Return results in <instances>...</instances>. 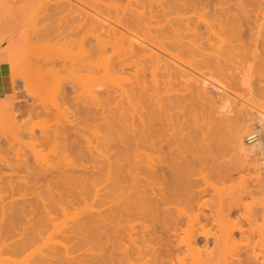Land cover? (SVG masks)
<instances>
[{
    "label": "bare ground",
    "instance_id": "bare-ground-1",
    "mask_svg": "<svg viewBox=\"0 0 264 264\" xmlns=\"http://www.w3.org/2000/svg\"><path fill=\"white\" fill-rule=\"evenodd\" d=\"M70 1H39L43 3L46 2L49 6L44 9L39 6L40 10L46 11L45 13L41 10L42 15L40 16L41 19L44 16L43 19L45 21H41L42 24H40V26H45L43 29L39 28L40 30L38 29V31H36V28L35 30L32 28L33 31L31 30L32 33L38 32L35 36H37V38L39 37L38 39L40 40L49 38L50 43L45 41L42 44L43 47L46 43H48L47 45L53 46H66V48L68 47L67 45H69V48L71 45H74L73 47L76 45L78 52L76 47L73 51L75 53L77 52V54H70L71 52L68 51L69 55H67V57L65 56V58L63 57V63L62 60L59 61V63H62L60 65L61 69L63 66L62 70H57L55 67L50 68L51 64H49V61L45 58L43 61L44 68L46 66V61L48 67L45 69L42 67L40 72V68L36 66L34 61L33 65L31 64V60L38 58V55H36L37 53L35 54L33 52L27 55L29 59L26 58L28 60L24 61L25 66H22L23 69L17 68L18 71L13 69L11 72V67L13 65L16 67L24 62L20 59L13 58L14 55L10 52L7 57L5 56L4 58L5 61L9 63V66L11 65L8 74L12 77L11 79L9 78V81L19 78L22 79V83L27 87L31 85L30 83L34 82L36 86V83H38L37 77L40 83L42 78H55L57 74L60 75V72H64L69 79L67 82L69 87L67 90L65 86L61 85L62 88L65 87L62 89L63 92L60 91L61 93H56V89L59 90V86H55L59 76L55 78L56 82L54 87L47 86L45 88V84H47L45 82L48 80L46 79L47 81H45V79H43L45 82H43V80L41 81V83H45L44 86L40 84L41 89L43 86V89L47 93L46 90L50 87L52 93L50 89H48V92L51 93V95L48 93V95H45L44 91L40 93V89L38 94L36 92L37 89L32 87L34 84L30 86L35 89V94L37 93L38 96H36L37 99L41 94L50 96L48 97L50 100L49 103H52L51 105L54 104V110H58L55 112V115H57V117L54 116L55 118H61L60 114H62L61 121L54 123L55 127L52 128L51 126L53 125L50 124L51 129H44L42 132L39 130L41 135H36V131L35 136L29 127H26L30 131L29 137L31 140L24 141H28L27 146L30 145V151L36 152L38 150L37 145L40 146L39 144H41V147H43V145H45V147L52 145L53 149L54 147L56 148V151L54 149L56 154H53L55 157L52 161L50 158L53 156L50 158L47 156L45 158L42 157V159L39 158L42 161L45 160V162H41L38 159L39 152L40 155L41 153L43 155L41 151L47 147H39L42 150L37 152L38 154H35V156L33 155L34 152L30 153V151L27 152V150H25V154L26 152L30 153L32 154L33 160L35 158V165L33 166L32 164L31 166L27 165V156H21L18 153L17 156L20 158L24 156L27 162L22 159L19 160L17 156L12 163H10L11 161L8 160L7 157V160L10 161L7 162L5 160L6 151L4 150V152L1 150L5 155H3V153H0V155L2 154V157L5 156L4 160L7 163L4 161L1 162L3 158L0 162L7 164L6 168H8V166L11 168L10 171L7 170L11 175L15 174L14 172L17 171L16 169L18 167V171L22 168L23 171L25 170L28 173L33 172L36 176L42 175V171H49V168H51L52 172V168H54L55 170L52 173L55 174L50 172V176H48V174H46L48 173L47 171L44 174L46 175V177H44L45 179L41 176L40 178L36 177L38 180L35 181L43 179L44 189L42 188V190L44 191H38L39 193L37 192V194L34 195L36 196L35 201H32L33 199H20L18 201L15 199L16 195L23 197V192L27 190L32 192L29 186L30 183L26 182L28 177L27 174L24 175L23 172L20 173L17 171V174L19 173L25 176V180L24 178H19L20 176L23 177L22 175L18 177L17 174L15 175L17 176L16 179H14L15 176L11 177L10 174L6 173V170H3L6 172L1 171V173H6L8 177H4V181H2L3 178L0 179V257L5 254L13 258L22 257V262L24 264H185L186 262L184 263V259L186 257L182 256L185 247L183 248L173 242V238L176 236L175 233L179 228L180 222H184L182 221L184 220V217H182L184 212L187 211L184 216L191 215L188 210L194 213L195 210H200L205 207L203 205L205 201L202 202L204 197L203 199L201 198V194L204 190L201 188V190L198 188V190L195 189L196 186L194 183L196 181L194 178H191V176H193V174L195 175V172H197L194 171V168H196L194 163H197L196 159H201V161H198V164H203V161L204 163L207 160L210 161L209 159H211L213 163L214 160L212 161V159L214 157L216 158L217 155L221 158V153L225 151L224 148L226 147V149H228L230 146L236 159H238L237 161L241 164L247 162V160H255L257 154L256 150L259 147H264V143L261 141L255 144H247L245 139H243L245 134V136L250 134V130L261 132V137L264 139V115H262V112L258 114V111H256L257 115L255 116L251 112L250 114L252 115L250 116L255 117L251 119V117H248L249 113L242 109L243 107L238 108V111V109L236 110L231 106V102L229 103L231 107L228 108L229 104L227 101L229 100L227 99V94L225 95V91L228 92L225 90L227 85L224 84V79L222 80V76L224 77V73L226 72H224L225 69L228 70L231 66L235 68L234 65L240 64L241 61L237 60L239 57L242 61L245 59L243 63L245 62L246 64L255 57L252 55H256L257 50L260 49L261 51L259 50V52L264 54V0H247L249 4L246 3L248 5L247 7L242 5L241 1L235 2V5L238 7L237 9H239L236 12L229 10V8L216 9L215 0L159 1L156 5L159 10L157 8L154 9L151 2L146 6L142 4V1L135 0L136 3L134 8H129L128 13L118 15L119 12H114L116 10H109L105 12L103 16L101 13H97L96 8L91 3L85 5L88 7L84 5L83 7H75L77 4L73 6V2ZM81 1L83 2V0ZM225 1L226 0H218L217 5L220 6V4H223ZM49 3H51V6ZM179 4L182 8L179 7ZM99 5L104 7V5ZM208 5L211 6L210 16H206V14L202 15L204 12L203 9L205 8L206 10V6ZM36 7L37 6H35V8ZM249 7L250 9H248ZM181 9L186 10L189 14L190 12L193 14L195 11L197 13V11L200 12L201 10L203 12L199 14H201L202 17L198 14L199 17L197 16L196 18L201 19H197V21L196 19L192 21L193 18L190 19V16L189 18H183L178 15H174V18L171 17L173 14L180 15L181 12L179 13L178 10ZM35 10L38 11L37 8ZM152 10L157 13L156 15H161L156 17ZM252 11L257 14L255 15ZM112 12L113 14H111ZM249 12H251V14H249ZM115 14L118 15L117 18ZM185 14L188 15L187 13ZM252 14L254 15L250 16ZM203 16L209 17V20L202 21L205 19ZM109 17L114 18V23ZM37 23L39 24L38 21ZM199 23H204L202 26L205 32L200 33L201 29L198 30ZM202 26L200 27L202 28ZM244 26L246 27V32L241 30ZM86 35L88 37L90 36L91 39H86ZM29 46H31V43ZM109 48L113 55H111V51L110 54L107 55ZM54 49L56 50V47ZM45 50L44 53H46ZM48 51L49 57L52 56L51 53H53L54 50L51 53ZM263 54L259 55L263 57ZM31 55L35 58H30ZM48 55L46 54L47 57ZM114 55L115 57H113ZM244 55L248 56L245 57ZM55 56L57 57V54H55ZM241 56H244V58ZM251 56L253 58H251ZM111 58H113V62H111ZM255 58L253 61L256 63ZM246 59L248 61H246ZM14 60L20 63L16 65ZM253 61L251 60V62H248L249 65L254 64ZM26 63H30L31 67L29 64L26 65ZM34 66L35 69L33 68ZM97 68L102 71H97ZM24 69L25 72L22 74ZM21 70L23 71L20 72ZM210 70L215 71L214 75L216 73L217 77L213 75V72L212 74L210 73L217 78L215 81L214 79L211 81V78H213L211 75V77L206 75L208 79L205 77L206 71ZM29 71L31 72L29 73ZM32 71L35 73L40 72L36 75H41L42 73L45 77L42 75V77L36 76ZM45 71H47V73ZM96 71L102 72L99 79L101 77L107 79L104 80L103 78L101 79L103 82L100 80L99 83L104 84V82H110L108 79L110 80L111 78V81L116 83L114 80L118 78L116 80L124 81V84L122 82L119 83V81H117L118 84L114 83V85L117 86L113 87L112 82V85L108 83L110 86L104 84L109 90H113L109 91L105 88L107 90L105 93L103 92L104 95L99 92L101 94L100 96L103 95L99 97V93H96V91L91 88L92 86L89 87L90 85H86L96 77L94 74ZM103 71L104 74L106 73L108 75L105 74V76H102ZM220 71L223 75L219 76V78L217 74L221 75L219 73ZM13 72H15V74H13ZM30 74L36 77L33 78L32 81V76ZM45 74H49L47 75L48 77H46ZM98 74L99 73H97V75ZM109 75H111L110 78ZM113 75L118 76L112 77ZM89 77H91V80H89ZM219 79L223 83L220 82ZM53 80L54 79L50 81L54 82ZM59 80H61V78ZM59 80L58 84L62 82ZM86 80L89 81L85 84ZM50 81L49 85H52ZM96 81L95 79V82ZM225 82H228V80ZM96 83L98 84V82ZM84 84L86 86H84ZM26 86L23 89L26 90L24 92L25 95L34 98V89L31 91L30 89L32 88L26 89ZM87 86L90 88L89 90L88 88L87 90L83 88ZM93 86H96V84ZM15 87L16 86L10 87V92L7 93L9 102L7 101L8 98H2L0 100V110L3 114L1 115L4 117L5 123L15 128L13 126L15 114H17V117L19 114L20 116L22 114V116H24V113L29 116L37 115L36 117L38 119L40 116H45L48 113L46 110L47 108L45 109L44 106L37 104L36 101H34L35 104L40 105L42 109L35 105L30 106L31 104H27L28 106H26V103H24V107L26 106L25 109L20 106L12 107L14 105L13 100L21 101L20 98L22 97L24 99L25 97L24 93L21 91V93L18 92L16 90L17 87ZM22 87L24 86L22 85ZM109 87L112 88L110 89ZM15 90L19 94L17 93L16 95L14 92ZM99 90L101 91L100 88ZM1 94L4 97V94ZM53 95L54 98H52ZM44 98L45 97L42 99ZM48 99L45 98V100L41 101L46 102ZM53 99H56V103L52 102ZM24 101L27 102V100ZM34 102L31 101L32 104ZM22 103L23 100L21 106ZM240 109L244 111L245 114L241 112ZM64 112H66V114ZM58 115L60 116L58 117ZM20 118L22 119V117ZM30 118L31 117H29L28 121ZM46 118L45 116V119ZM15 121L16 120H14V122ZM46 121L49 122V119L44 122ZM22 122L19 123L22 124ZM15 123L19 124L17 122ZM98 124H101L104 129ZM19 125H17V130L21 129ZM46 125H44V127ZM39 126L41 127V125ZM6 127H3V131L7 130ZM23 127L22 133L26 130L24 129L25 127ZM4 128L6 129L4 130ZM101 130L105 134H109L108 136L106 134L107 137L103 139L104 142L101 141L102 143H100L99 138H97L99 142L95 139V135L104 138L105 134ZM0 131L2 130L0 129ZM95 131L98 133H95ZM12 132L14 131L10 130L9 133L6 131L7 136ZM13 134L12 137L15 138L21 135L20 133L19 136L16 137V134H14V136ZM26 135L28 136V134L24 136ZM10 136L11 135L8 137ZM15 138L12 139L18 141V139L16 140ZM12 139H9L10 142L13 141ZM206 139L208 143L211 142L210 144L212 145H218L211 146L209 144V146H207L208 144L206 141L201 142V140ZM9 140L5 142H9ZM34 141L37 142L36 147L33 145ZM227 141L228 143H225ZM25 142L22 144L24 145ZM31 142L32 144H30ZM203 142L206 143L205 145L207 147ZM97 143L100 145L105 143L102 150L98 149ZM14 144L15 143H13V146ZM220 145H224L225 147L222 148ZM13 146L12 148L21 147L18 146V144ZM24 146L27 147L26 145ZM256 147L258 148L255 150ZM3 148H5V146H3ZM34 148H37V150ZM219 148H222V150H218ZM8 149L9 148L6 147L7 151ZM51 149L50 152L53 151V149ZM15 150H13V152ZM212 150L219 151V154H217V152L213 153ZM16 151L18 152L19 149ZM7 154L10 155L9 152H7ZM13 154L11 156H13ZM212 154L217 155L213 156ZM50 155H52V152ZM11 158L9 157V159ZM46 158H48V162ZM204 158L206 159L204 160ZM14 159L12 158V160ZM262 159L264 158L261 157L260 160ZM193 160L196 161L193 163ZM217 162L218 159L216 163ZM203 165L207 167V163ZM254 165L255 164L252 165V169L253 167L254 169L257 168V166ZM1 167L2 166H0V169ZM6 168L3 167V169ZM200 168L202 167L200 166ZM76 169H80V171H75ZM220 172L221 171H219V173ZM198 173H200V171L197 172V174ZM204 174L206 175L207 173ZM103 175L104 177L106 176V179H109H107L109 182H106V179H102L104 178L102 177ZM29 178H32L30 174ZM30 179L29 182L31 181ZM99 179L101 182H106L105 184L103 183L104 185L101 187V189H104H102L103 194L99 193L102 192L100 189H95L93 187V185L95 186L96 184L99 186V183H101ZM93 180L98 181H95L94 184ZM202 182L204 184V181ZM196 183L198 184L199 182ZM36 184L38 183H35L33 186ZM260 185L264 190V177L260 179ZM33 186L32 188H34ZM85 186H90V188ZM105 186H107V188ZM205 187L207 186L205 185ZM72 188H74L73 197L75 199L79 197L78 200L80 199V204H82V206H84L86 200L91 201L90 199H92L91 202L94 201V204L90 202V206L88 203L87 206L82 207L83 211L81 212L84 213V211L87 210L85 214L70 220L69 223L66 221L59 222V219L66 215L65 213L68 210H66V205H70L71 203V208L73 204H76V201L72 203L69 199V195H72V193H70L73 190ZM105 190L107 191L106 193ZM34 191L35 190H33V192ZM40 192L44 193L41 194ZM34 193H36V191ZM102 195L106 197L109 196V200L108 198L104 199L106 197L103 198ZM99 197H102V200ZM67 199L69 201H67ZM103 199L106 201L108 200L107 202L105 201L106 205L104 204L106 207L101 205L102 203L100 205L98 204L100 202L104 203ZM33 202H36L37 205L39 204V207L36 206V204L34 206ZM78 204L79 203H77V206ZM92 205L93 207L96 205V207L101 206L103 208H98V210H96L94 207V210ZM209 205L208 203L206 206ZM75 206L76 205L73 207L75 208ZM88 206L90 208L85 209V207L88 208ZM211 206H209V208H211ZM73 207L71 209H74ZM201 212H203V210ZM211 212L213 213L215 210ZM263 213L264 212H262V214ZM214 214L217 215L216 212ZM219 218H221L220 215ZM132 219L134 221L136 220L137 223L139 221L141 223L142 220L143 223H146V221H150L151 223H147L148 225L146 224L144 226L143 223H141L142 225L138 223V225L135 224L134 221V223H130ZM133 224L135 225L133 226ZM135 226H137V228L140 226L138 230L135 228L137 231L134 230ZM262 226L261 224V229L263 228ZM158 232L160 234L162 233V235L163 232H165V235L168 233L166 237L163 236L166 240L162 238L165 241L164 243L161 242L162 240L159 238V234L157 235ZM196 235L204 238L205 242L208 238L207 233H197ZM221 235L220 239L214 236L215 238L213 240L215 241V246H217L216 243L218 244L220 240H223L220 243L224 245L223 243H226L228 237L231 235V231L225 232V230H222ZM193 242L195 241L190 239L187 240V250L185 251L196 250L193 246ZM205 244L206 243H204V245ZM206 246L207 244L204 246V249L201 248L203 250V252L201 250L203 253L202 257H198V255L200 254L199 256H201L202 253H197L196 251L198 255L194 257V259L190 258L193 260L189 262L190 264L213 263L212 256H210L207 250L208 247L206 248ZM81 250L82 252H80ZM249 251L246 255L252 253L250 251L251 253L249 254ZM253 255L254 254L247 256V258L245 257L246 260L243 261L242 259V262L246 264H257L259 260L255 258V255V257H253ZM240 261H237L238 264H240ZM255 261H257V263H255ZM260 262L263 261H259V263ZM9 264H18V262L11 260Z\"/></svg>",
    "mask_w": 264,
    "mask_h": 264
},
{
    "label": "rangeland",
    "instance_id": "rangeland-1",
    "mask_svg": "<svg viewBox=\"0 0 264 264\" xmlns=\"http://www.w3.org/2000/svg\"><path fill=\"white\" fill-rule=\"evenodd\" d=\"M39 1H42V0H0V62H3V63H5V69L3 70V71H0V100L2 99V98H8V94L7 93H9L10 92V87H14V86H16L15 88H16V90L18 91V92H25L26 90H23L24 88H25V86L26 85H24V83H22L23 81H21L22 79H13V80H10L11 81V85H10V81H9V78L11 79V77L9 76L10 74H8V71H10L9 69H10V67H11V65L9 66V63L7 62V61H5V56L7 57V55H8V53L10 52V53H13V58H17L18 60L20 59L21 61H25V60H28L29 58H28V54H30V53H37L36 55H38V58H35V57H33L32 55H31V57L30 58H32V59H37V60H31L30 62H31V64L33 65V61H34V63H36V66L37 67H39L40 68V72H41V70H42V67L44 68V60H45V58H46V60L47 61H49L48 63L49 64H51V67L50 68H52V67H55V68H57V70H62L63 69V66H62V69L60 68V65L63 63V61H64V58H65V56L67 57V55H69L68 53V51H70L71 53L70 54H72V53H75L74 51H73V49L76 47V45H75V47H73L74 45H71L70 46V48H69V45H67L68 47V49L66 48V46L65 47H63V46H58V45H54L55 47H56V50L54 49L55 47L53 46V45H47L48 43H46V45L48 46H46V45H44V47H43V43L45 42V41H47V42H49L50 43V40H49V38H44V39H38L37 38V36H35V34H37L36 32H34V33H32L31 32V30L33 31V29L32 28H34V30H35V28H36V31H38V29L39 28H42L43 29V27L45 26V25H42V26H40V24H42V22L41 21H43V22H45L44 21V19H43V17H42V19H41V13H42V11L43 12H45L46 13V11H44V10H42V9H44V8H48L49 6L47 5L48 3H46V2H39ZM66 1H68V0H66ZM70 1V0H69ZM137 1H139V0H137ZM140 1H142V4H144V5H146L147 6V4L149 3V2H151L152 3V6H153V8L155 9V8H157L158 10H159V8L158 7H156V5L159 3V1L160 2H164V1H168V0H140ZM211 1V0H210ZM238 1H241L242 2V5H245V7H247L249 4H248V1L247 0H226L223 4H220V6L219 5H217L218 3V0H215V8L217 9V8H222V9H226V8H229V10H231V11H234V12H236V11H238L239 9H237L238 7L235 5V2H238ZM49 2H51V1H49ZM70 2H73V4L72 3H70V4H72L73 6H74V4H77L75 7H83V5L85 6L86 4H93V6L96 8V10H97V13H101L102 14V16H103V14H105V12H108L109 10H116V11H114L115 13L116 12H119L118 13V15L119 14H122V13H128V10H129V8H134V5H135V3H136V1L135 0H98V1H94V0H83V2L81 1V0H71ZM40 3V4H39ZM248 5H247V4ZM50 4V6H51V3H49ZM99 4H101V5H104V7H102V6H100ZM35 6H37L36 8L38 9V11L37 10H35L36 8H35ZM39 6L42 8L41 10H40V8H39ZM85 7H88V6H85ZM145 7V6H144ZM179 7L180 8H182L181 6H180V4H179ZM145 8H147V7H145ZM179 8V9H180ZM153 9V10H154ZM156 9V10H157ZM248 9H250V7L248 8ZM252 10H255L254 8H251ZM145 10V9H144ZM147 10V9H146ZM149 10V9H148ZM153 10H152V12H153ZM155 10V11H156ZM204 10V12L203 11H201L200 10V12L199 11H197V13H196V11H195V13H191L190 12V14L186 11V10H178L179 11V13H180V15L179 14H173V16H171V17H175L176 15H178V16H181V17H188L189 18V16L191 17L190 19H192V21L194 20V19H196V21H197V19H201V18H196L197 16H198V14L199 13H202L203 12V14L202 15H204V14H206V16H210V12H211V6H206V10H205V8L203 9ZM36 11V12H35ZM103 11H104V13H103ZM35 12V13H34ZM111 12V11H110ZM145 12V11H144ZM40 13V14H39ZM145 13H147V12H145ZM153 13H155V12H153ZM185 13H187L188 15H186ZM208 13V14H207ZM210 13V14H209ZM252 13H254L255 15L257 14V13H255L254 11H252ZM30 14H32V15H30ZM111 14H113V12L111 13ZM110 14V15H111ZM157 13H155L154 15L156 16V17H158V16H160L159 14L158 15H156ZM185 14V15H184ZM196 14V15H195ZM249 14H251V12H249ZM254 14H252V15H250V16H253ZM33 15H34V17H33ZM110 15H108V16H110ZM116 15V14H115ZM118 15H116V18L118 17ZM175 15V16H174ZM195 15V16H194ZM200 16H201V14H199ZM31 16V17H30ZM169 16V17H170ZM113 17H114V15H113ZM199 17V16H198ZM202 17V16H201ZM109 18H111V17H109ZM203 18H205V19H203ZM203 20L202 21H204V20H206L207 21V19L209 18V17H204L203 16ZM39 22V24L37 23V21ZM111 20H112V22H113V20H114V18H111ZM111 20H109V21H111ZM209 20V19H208ZM200 21V20H199ZM205 21V22H206ZM201 22V21H200ZM114 23V22H113ZM198 23V22H197ZM200 25L198 26V30H203V31H201L200 30V33H202V32H205L204 31V27L202 26L204 23H199ZM39 25V26H38ZM200 26H202V28L200 27ZM40 30V29H39ZM243 32H246L247 30H246V27L244 26V27H242V29H241ZM10 32H13V33H10ZM254 32V31H253ZM31 34V35H30ZM34 34V35H33ZM28 38H27V37ZM87 36V35H86ZM29 37H31V38H29ZM37 38V39H36ZM86 39L88 38H90L91 39V37L89 36H87V37H85ZM33 39V40H32ZM46 39H48V40H46ZM89 39V40H90ZM231 40V39H230ZM29 41V42H28ZM37 41H39L40 42V44H39V42H37ZM85 41V40H84ZM31 43V46H29V44ZM37 43V44H36ZM36 44V45H35ZM51 44H55V43H51ZM33 45V46H32ZM86 45V44H85ZM51 48V49H50ZM72 48V49H71ZM45 50V52L46 53H44V50ZM70 49V50H69ZM76 49H77V47H76ZM49 50V51H48ZM54 50V52H55V54H57V57L55 56V54H54V52L53 53H51L52 51ZM73 52H72V51ZM75 50V49H74ZM260 50V49H259ZM259 50H257V57H256V55H252L254 58H255V60H256V63L253 61L254 60V58L251 56V58H253V59H251L253 62H254V64H251V65H249V63L248 62H251V60L250 61H248L247 59H246V61H248L247 63H248V66H247V63L245 64V62L243 63V61L245 60H241L240 59V57H239V59H237L238 61L240 60L241 62H240V64H237V65H234L235 66V68L233 67V66H231V68H228V70L227 69H225L224 70V72L226 71L227 72V74H226V72L224 73L225 75H224V77L222 76L223 74L221 73V71L219 72L221 75H219V74H217L218 75V77L219 76H222V80L224 79L225 80V78H226V80L225 81H227L228 80V82H225L224 80H223V82H224V84L225 85H227L226 87H225V90H227L228 92H226L225 91V95L226 96H228L227 97V99L229 100V101H227L228 102V104L231 102L232 104H231V106L233 107V108H235L236 110L238 109V108H242L245 112H247V113H249L247 116L248 117H251V119H253V118H255L254 116H250V115H252V114H250L251 112L253 113V115H257L256 113V111H258V114H261V113H259V112H262V115H264L263 113H264V56L263 57H261L260 55H262L260 52H259ZM43 51V52H42ZM47 51L49 52V53H51L52 54V56L54 57H52V56H50L49 57V55H48V53H47ZM110 51H111V49L109 48L108 49V53H107V55L108 54H110ZM261 51V50H260ZM77 52H78V49H77ZM77 52L75 53V54H77ZM67 53V54H66ZM46 54L48 55V57L46 56ZM50 54V55H51ZM260 54V55H259ZM43 55H45V56H43ZM61 55V56H60ZM74 55V54H73ZM111 55H113L112 54V51H111ZM264 55V54H263ZM110 56V55H109ZM245 57H247L246 55H244ZM244 56L242 57V58H244ZM250 56V55H249ZM62 58V59H59V58ZM64 57V58H63ZM111 57V56H110ZM113 57H115V55L113 56ZM26 58H28V59H26ZM59 59V60H58ZM113 58H111V62H113V60H112ZM17 60V61H18ZM42 60V61H41ZM62 60V63L60 62L59 63V61H61ZM15 62V64L17 65V64H19L18 62H16V60H14ZM36 61H38V62H36ZM40 61V62H39ZM46 61V62H47ZM234 61H235V63H236V60L234 59ZM26 62H28V61H26ZM45 62V64H46V66H45V68L46 67H48L47 66V64L48 63H46ZM252 62V63H253ZM25 64V62L24 63H21L19 66H12L11 67V72L13 71V69L14 70H17V68L18 69H23L22 68V66ZM29 64V66L31 67V64L30 63H28ZM27 63H26V65H28ZM40 64V65H39ZM256 64V65H255ZM35 65V64H34ZM41 65H43V66H41ZM230 65V64H229ZM232 65H233V63H232ZM253 65V66H252ZM25 66V65H24ZM25 68V67H24ZM34 69H35V66L33 67ZM44 68V69H45ZM226 68V67H225ZM27 69V68H26ZM29 69V68H28ZM37 69V68H36ZM30 70V69H29ZM47 70H49V69H47ZM98 70H100L99 68H97V71ZM18 71V70H17ZM23 70H21L20 72H22ZM96 71V73H94L95 75H96V77H94L93 78V80L92 81H90L89 83H91V84H89L88 83V81L89 80H91V77H89V80H86L85 81V84L86 83H88V84H86V85H90L89 87H91V88H93V90H95L96 91V93H102L103 94V92L105 93V91L108 89V87L107 86H104V84H108V83H111L112 81H111V79L109 80L108 79V81H110V82H107V83H105L104 82V84L103 83H99L100 82V80L101 79H103L104 78V80H107V79H105V77H101L100 79H99V76H101L100 74L102 73V72H100V71H102V70H100L99 72H97ZM205 71V70H204ZM211 71V72H210ZM210 71H206V73H205V77H206V79H208L207 78V76L209 77L211 74H212V72H213V75H214V70H210ZM223 71V70H222ZM16 72V71H15ZM15 72H13V74H15ZM25 72V69H24V71L22 72V74ZM31 71H29V73H30ZM33 72V71H32ZM40 72H38V73H40ZM46 73H47V71H45ZM203 72V71H202ZM218 72V71H217ZM35 75L36 74H38V73H35V72H33ZM97 73H99L98 75H97ZM211 73V74H210ZM12 74V73H11ZM16 74H19V73H16ZM21 74V73H20ZM33 74V75H34ZM84 74V73H83ZM106 74V73H105ZM105 74H104V71H103V74H102V76H105ZM31 75V74H30ZM35 75H34V77L32 76V78H31V81L33 80V78H36L35 77ZM41 75L43 76L44 74H42L41 73ZM40 74L39 75H36V76H41ZM46 75V77H48L47 75H49V74H45ZM65 75V76H64ZM93 75V74H92ZM106 75H108V74H106ZM207 75V76H206ZM213 75H211L213 78H211V81L214 79V81L217 79V78H215V77H217L216 76V73H215V77L213 76ZM231 75H232V78H231ZM235 75V76H234ZM41 76V77H42ZM58 76H59V78H58ZM64 76V77H63ZM116 77L118 76V75H115ZM114 75L112 76V77H115ZM210 76V77H211ZM234 76V77H233ZM15 77V76H14ZM13 77V78H14ZM43 77H45V76H43ZM111 77V75H109V78ZM126 77H128V76H126ZM49 78V77H48ZM42 78V80L43 79H45V81H47V82H45L44 80H43V82H45V83H47V84H45V83H41V78H40V83H39V78L37 77V82L38 83H36V86H35V82L34 83H30L31 85L32 84H34V86H32V87H35V89H37L36 90V92L38 93V92H40V90H41V92L40 93H42L43 91H44V93H45V95H48V94H50L51 95V93H52V89L50 88L51 86L52 87H54V85H55V78H58L57 79V84H58V80L61 78V80H59V81H62L61 83H59L58 85L56 84L55 86H59V90H57L56 89V93H61V92H63V90L62 89H64L65 87L67 88V90H68V78H67V75L64 73V72H60V75L59 74H57L56 76H55V78L53 77V78ZM107 78V77H106ZM146 78H148V77H146ZM220 78V77H219ZM229 78V79H228ZM47 79V80H46ZM52 79H54L53 81L54 82H51L50 80H52ZM95 79L97 80L96 82H98V84L95 82ZM115 79V78H114ZM116 79H118V78H116ZM114 80V81H116V83H117V81H119V83L120 82H122V81H120V80ZM15 80V81H14ZM19 80V81H18ZM210 80V79H209ZM231 80H233V81H230ZM12 81H13V83H12ZM35 81H36V79H35ZM49 81H50V83H52V85H49ZM218 81V80H217ZM219 81H220V79H219ZM94 82H95V84H96V86H93V85H95L94 84ZM101 82H103V80H101ZM220 82H222V81H220ZM222 82V83H223ZM231 83V85H230V83ZM92 83H93V85H92ZM113 83V82H112ZM112 83H111V85H112ZM115 83V82H114ZM114 83H113V85H112V87L113 86H117V85H114ZM115 83V84H116ZM123 84H124V81L122 82ZM125 83H126V81H125ZM13 84V85H12ZM29 84V85H30ZM40 84H43V86H44V84H45V88L47 87V86H50L48 89H50V91H51V93H49L48 91V89L46 90L47 91V93L45 92V90L43 89V86H42V89H41V85ZM64 84V85H63ZM84 84V86H86ZM103 85V86H101V85ZM118 84V83H117ZM223 84V85H224ZM229 84V85H228ZM22 85L24 86V87H22ZM30 85V86H31ZM65 86V87H63L62 88V86ZM100 85V86H99ZM109 86H110V84H108ZM120 85H122V84H120ZM27 87L26 86V89L27 88H32V87ZM37 86H38V88H37ZM83 87V88H85L86 90H87V88H88V90L90 89L89 87ZM103 89H102V88ZM112 87H109L110 89L112 88ZM181 87V86H180ZM228 87V88H227ZM19 88V89H18ZM57 88V87H56ZM99 88L101 89V91L99 90ZM105 88H107V89H105ZM182 88V87H181ZM33 89L34 88H32V89H30L31 91H33ZM35 89H34V94H35ZM40 89V90H39ZM55 89V88H54ZM54 89H53V91H54ZM14 91L15 93H16V95H17V91ZM109 90V89H108ZM111 90H113V89H111ZM111 90H109V91H111ZM5 91V92H4ZM61 91V92H60ZM20 92V93H21ZM55 92V91H54ZM1 93H3L4 94V97H3V95L1 94ZM37 93L35 94V95H33V97L35 96H37ZM56 93H53V94H56ZM98 94L99 95V97H102V96H100L101 94ZM19 94V93H18ZM39 94V93H38ZM6 95V96H5ZM58 95V94H57ZM22 96V95H21ZM26 98H25V97ZM24 99L21 97H19V95H18V97L20 98V100L21 101H16V100H13V103H14V105L12 106V107H16V106H20L21 108H26V106H28L27 104H31L30 106H32V105H35L36 107H41V106H44V108L48 111V113H50V114H46L45 116L47 117L46 119H45V116L44 115H42V116H40L38 119H37V115H35V116H29L28 114H25L24 113V116H20V114L18 115V117H17V114H15V116H14V120H16L15 122H17V123H19V122H22L23 120H25V121H23L22 122V124L24 125V127H23V125L21 124V123H19V124H16L15 122H14V120H13V126L15 127V128H13V127H11V125L10 124H8V123H5V119H4V117L2 116L3 114H2V112H1V110H0V114H2L1 116H2V118H0V129L2 130V131H0V145H1V143H2V147L0 148V153H3V155H5L6 156V159L4 158V157H2L1 155V158H0V160H1V162L2 161H4L5 163H7V162H10V163H12V161H15V157L19 154V155H25V157H26V160L28 161V163L29 162H31V163H27V165H30L31 166V164H32V166L33 165H35V158H34V160H33V157H32V154H30V153H32V152H34V156H35V154L37 155L38 153L37 152H39V151H41L42 149H40V148H44L45 147V145H43V147H41V144H39L40 146H38L37 145V148H38V150H37V148L35 149V150H37L36 152L35 151H30L31 150V147H30V145H29V143H28V145L29 146H27V142L29 141V140H31V138L29 137L30 135H29V133H30V131H29V129L31 130V132L32 133H34V135H35V133H36V131H37V133H36V135H41V132L44 130V129H46V130H48V128L49 129H51V127L53 128V127H55L54 126V123H58V121H61V119H62V114H60V112H59V114L61 115V118H55V117H57V115H55V112H57L56 110H54L55 108V106H54V104L53 105H51L52 103H49L50 102V100L48 99V97H50V96H44V94H41L40 95V97H41V99H40V97L37 99V97L35 98H32V96H26L25 95V93H24ZM45 97V98H47L48 99V101H46V102H43V101H41V100H45V98L44 99H42L43 97ZM52 98H54V95H53V97ZM51 98V99H52ZM55 98H57L56 96H55ZM37 99V100H36ZM231 99V100H230ZM9 100V98L7 99V101ZM22 100H23V103H22V106H21V102H22ZM24 100H27V102L26 101H24ZM54 100V101H53ZM52 100V102L54 103L55 101H56V99H53ZM57 100H58V98H57ZM31 101H36V103L37 104H40V105H37V104H35V102L32 104L31 103ZM9 102V101H8ZM39 102V103H38ZM57 102H59V101H57ZM16 103V104H15ZM19 103V104H18ZM24 103H26V106L24 107ZM49 103V104H48ZM56 103V102H55ZM235 104V105H234ZM237 104V105H236ZM239 105V106H238ZM53 108H52V107ZM230 106V104H229V106H228V108H230L231 107ZM39 109V108H38ZM40 109H42V107L40 108ZM235 109H234V111H235ZM261 109V110H260ZM231 112H232V110L231 109H229ZM249 110V111H248ZM252 110V111H251ZM254 110V111H253ZM238 111H239V109H238ZM240 111L241 112H243L244 113V111H242L241 109H240ZM52 113V114H51ZM65 114H66V112H64ZM232 113H234V112H232ZM235 113H236V111H235ZM58 114V113H57ZM229 114V113H228ZM231 114V113H230ZM245 114V113H244ZM60 115H58V117L60 116ZM233 115V114H232ZM22 117V119L20 118V117ZM55 116V117H54ZM246 116V117H247ZM259 116V115H258ZM29 117H31L30 118V120L28 121V119H29ZM51 117V118H50ZM54 117V118H53ZM253 117V118H252ZM18 118V119H17ZM36 118V119H35ZM41 118V119H40ZM52 118H53V120H52ZM21 119V120H20ZM40 119V120H39ZM48 120L49 119V122L48 121H46V122H44L45 120ZM60 119V120H59ZM250 119V118H249ZM26 120H27V123H26ZM51 120V121H50ZM43 121V122H42ZM54 121V122H53ZM42 122V123H41ZM25 123V124H24ZM40 123V124H39ZM15 124H16V126H15ZM42 124H44V125H46L45 127H44V125H42ZM53 125V126H51V125ZM17 125H19L20 126V130H17L18 129V126ZM39 125H41V127L39 126ZM98 125H101V124H98ZM7 126V127H6ZM51 126V127H50ZM3 127H6L7 128V130H5L6 128H4V130L5 131H3ZM22 127L24 128V129H26V130H24L23 131V133H22ZM26 127H29V129L28 128H26ZM31 127V128H30ZM37 127H38V129H37ZM101 127H102V125H101ZM101 127H97V128H101ZM12 128V129H11ZM40 128V129H39ZM103 128V127H102ZM14 129V130H13ZM27 129H28V131H27ZM96 129V128H95ZM104 129V128H103ZM10 130L11 131H14V132H12L11 134H8V136L9 135H11L10 137H8L7 136V134H6V131L9 133L10 132ZM41 132H40V131ZM98 130V129H97ZM100 130V129H99ZM20 131V132H19ZM25 131H27V132H25ZM102 131V130H101ZM105 131V130H104ZM255 131V130H254ZM19 132V133H18ZM40 132V133H39ZM103 132V131H102ZM251 132H253V130L251 131L250 130V132L249 133H251ZM16 134V137L17 136H19V134L21 133V135H20V137H17V138H15V137H12V134ZM95 133H98V132H96L95 131ZM101 133V132H100ZM104 133V132H103ZM261 133V132H260ZM14 134H13V136H14ZM25 134H28V136L26 135V136H24ZM102 134V133H101ZM105 134V133H104ZM107 134V133H106ZM106 134L104 135V138L102 137V138H100L99 136H96L95 135V139H97V138H99L100 139V143H102L101 141H103V139H105V137H107L109 134H107V136H106ZM24 136V139H23V136ZM35 135V136H36ZM97 135H100V134H97ZM246 135V134H245ZM244 135V137H243V139H245V136ZM26 137V138H25ZM12 138H15L16 140L18 139V141H15V140H13ZM22 138V139H21ZM27 138H29V139H27ZM9 139H12L13 141L12 142H10V140ZM99 139H97L96 141L97 142H99ZM9 140V142H5V141H8ZM22 142H21V141ZM24 140H28L27 142H25ZM209 140V139H208ZM15 141V142H14ZM202 141H206L207 142V146H209V144L211 143V142H209L208 143V141H207V139L206 140H201V142ZM263 141H264V139H263ZM23 142H25L24 143V145H26L27 147H25L22 143ZM104 142V141H103ZM203 142V143H204ZM7 143V144H6ZM12 143V144H11ZM13 143H15L14 144V146H16V144H18V146H21V147H14L13 146ZM21 143V144H20ZM35 143V144H34ZM34 143H33V145H35V147H36V141H34ZM106 143V142H105ZM105 143H103L102 145H100V144H98L97 143V147H98V149L99 150H102L103 149V146L105 145ZM225 143H228V141L227 142H225ZM9 144H11V145H9ZM20 144V145H19ZM30 144H32V142L30 143ZM206 143H204V145H205ZM221 144V143H220ZM22 145H23V147H22ZM211 146H213L212 144H210ZM218 145V144H217ZM217 145H214V146H217ZM3 146H5V148H3ZM10 146H11V148H10ZM12 146L14 147V148H12ZM206 146V145H205ZM206 146V147H207ZM221 146V145H220ZM219 146V147H220ZM229 146V145H228ZM228 146H227V148H228ZM6 147H8L9 149H8V151L6 150ZM25 147V148H24ZM40 147V148H39ZM47 147V148H46ZM45 148L46 149H44L43 151H41V152H43V155H42V153H41V155H40V152H39V154H38V159L39 158H41L42 159V157H48V158H50V157H52V158H50V160L52 161L53 159H54V157H55V155H53V154H56V148L54 147V149H55V151H54V149L52 148V145H50V146H46ZM222 148L223 147H225L224 145L223 146H221ZM17 148V149H16ZM22 148V149H21ZM29 148V149H28ZM53 149V151H51L52 152V155H50L51 154V152H50V149ZM205 148V147H204ZM213 148V147H212ZM222 148H219L218 150H222ZM258 147H256L255 148V150L257 149ZM260 148V147H259ZM257 149L256 150V152H257V154H256V157H255V160L253 159V161H251V160H247V162H245V163H241L240 164V162L239 161H237L238 159H236V156L234 155V153H233V151L230 149V146H229V150L228 149H226V147L224 148V152L223 153H221V158H219V156L217 155V154H219L218 152L219 151H213V153L214 152H217V157L215 158H213L212 159V161L214 160L215 161V159H216V161H217V159H218V164L216 163V161L214 162L213 161V163L211 162V159H209L210 161H206L205 163H204V161L202 162L203 164H206L207 163V167H205L206 165H203V164H198L199 162V160L201 161V159L199 158V160L198 159H196L197 160V163L195 162L196 160H193L192 162L195 164L194 166L196 167V168H194V171H197V172H199L200 171V173H198L197 174V172H195V175L193 174V176H191V178L193 179H195V181L196 182H199L197 185L194 183V185L196 186V188L195 189H202V190H204L203 191V195L201 194V198L203 199V197H204V199L202 200V202L203 201H205V203H206V205H208V203L210 204L209 206H211V208H209V206H206L205 205V203H203V205L206 207H203V208H201L202 210H203V212H201L202 210L200 209V210H195L194 211V213H191V210L189 211L188 210V212L191 214V215H186V216H184L185 215V213L187 212H184V215L182 216V217H184V220H182V221H184V222H180V224H179V228L176 230L177 232L175 233L176 234V236L173 238L174 239V241L173 242H175L176 244H178V245H180V246H182L183 248L185 247V249L183 250V252L184 253H182V256H185L186 258L184 259L185 261H184V263L186 262L187 264H190L189 262L191 261H193V260H191V259H194V257H196L198 254L197 253H200L201 252V250L202 249H204V246L207 244V246H206V248H207V250H208V252L210 253V256H212L211 258H212V261H213V263L212 264H238V262L237 261H240V264L242 263H244V262H242V259H243V261H245L246 260V258H247V256H251L252 254H254L253 255V257H255L257 260H259V261H263V262H260L261 264H264V213L262 214V212H264V206H263V204H264V190L262 189V187H261V185H260V179L261 178H263L264 177V172H263V169H262V167H263V165H264V163H263V160H260V158L262 157V152H263V150L262 149H264L263 147H261L260 149ZM18 150L19 149V151L17 152L16 150ZM33 149V150H34ZM51 149V150H52ZM214 149H216V148H214ZM1 150H5L4 152H5V154H4V152L3 151H1ZM11 150H12V152H13V150H15L13 153L11 152ZM24 150V151H23ZM25 150H27V152H29L30 151V153H27L26 152V154H25ZM211 150V149H210ZM228 150V151H227ZM46 151V152H45ZM58 151V150H57ZM227 151V152H226ZM232 151V152H231ZM7 152H9V154L10 155H8L7 154ZM11 152V153H10ZM15 152H16V155H15ZM20 152H23V153H20ZM50 152V153H49ZM18 153V154H17ZM46 153V154H45ZM212 153V152H211ZM13 154V156H11ZM45 154V155H44ZM224 154V155H223ZM50 155V156H49ZM208 155H209V153H208ZM211 155V154H210ZM213 155V154H212ZM215 154L213 155V156H216ZM7 157H8V160H10V161H8L7 160ZM9 157L11 158H13L14 160H12V158L11 159H9ZM73 157V156H72ZM204 157H206V156H204ZM209 157V156H208ZM253 157V158H254ZM17 158L20 160V159H22V160H25V158H24V156L22 157V158H20L19 156H17ZM24 158V159H23ZM31 158V159H30ZM48 158H46V161L48 160ZM212 158V157H211ZM7 161H5V160ZM30 159V160H29ZM206 158H204V160H205ZM208 159V158H207ZM21 160V161H22ZM25 160V161H26ZM40 160V159H39ZM49 160V161H50ZM20 161V162H21ZM26 161V162H27ZM41 162H45V160H40ZM252 162V163H250V162ZM0 162V163H1ZM4 162L3 163H1L0 164V166H2L1 167V169H0V179H2V181H4V177H8V175H6V173H8V171L7 170H9L10 171V167L8 166V168H6L7 167V164H4ZM25 162V163H26ZM34 162V163H33ZM48 162V161H47ZM210 162V163H209ZM253 162H255V163H253ZM262 162V163H261ZM201 163V162H200ZM209 163V164H208ZM4 164V165H3ZM197 164V165H196ZM220 167H218L217 165ZM253 164H255L254 166H257V168L256 169H254V167H253V169H254V171H253V169H252V165ZM6 165V166H5ZM199 165V166H198ZM203 165V166H202ZM200 166L202 167V168H200ZM3 167H5L6 169H3ZM198 167H199V169H198ZM203 167H204V170H203ZM19 168V167H18ZM18 168L16 169L17 171H18ZM21 168V167H20ZM206 168V169H205ZM215 168H216V171H215ZM259 168V169H258ZM22 169V168H21ZM21 169H19V171L18 172H23L24 173V175H26L27 174V180H26V182H28V183H30L29 184V186L31 187V190H32V192H30V190H27L26 192H23L24 193V196L23 197H19V195H16L15 196V199L16 200H22V199H33L32 201H35L36 200V196H34L35 194H37V192L38 191H41L42 190V188L44 189V182L40 179L39 181H35V180H38L36 177H39L40 178V176L41 177H46V175H44L45 174V172H47V171H42L43 172V174L42 175H34L33 174V172L32 173H28V172H26L25 170V172L23 171V169H22V171H21ZM195 169H197V170H195ZM3 170H6V171H3ZM54 168H52V172H54ZM203 170V171H202ZM206 170V171H205ZM1 171H3V172H6L5 174L4 173H1ZM17 171H15L14 173V175L12 174L11 175V173H8V174H10L11 175V177L12 176H15L17 173ZM75 171H80V169H76ZM205 171V172H204ZM219 171H221L220 173H219ZM256 171V172H255ZM11 172H12V170H11ZM41 172V173H42ZM51 172V168H49V171H48V173H46V174H48V176H50L49 175V173ZM51 172V173H52ZM56 172V171H55ZM13 173V172H12ZM204 173H207L206 175L204 174ZM29 174H30V177H32L31 179L29 178ZM52 174H55V173H52ZM203 174V175H202ZM218 174V175H217ZM3 175H5V176H3ZM20 175H22L23 177H21ZM23 174H17V176L19 177V178H24L25 176H24ZM33 175V176H32ZM17 176H15V178L14 179H16V177ZM100 176V175H99ZM204 176V177H203ZM207 177V179H206V177ZM33 177H35V178H33ZM102 177H104V175L102 176ZM202 178V179H201ZM18 179V178H17ZM29 179L31 180L30 182H29ZM45 179V178H44ZM103 180L104 179H106V176L104 177V178H102ZM108 179V178H107ZM106 179V182L109 180H107ZM198 179V180H197ZM204 179V180H203ZM24 180H25V178H24ZM95 181H98V180H95ZM95 181L93 180V183L95 184ZM192 181H194V180H192ZM202 181H204V184H203V182ZM38 183V184H36L35 186H33L35 183ZM99 182H101L100 181V179H99ZM106 182H101V183H99V186L97 185V187H96V185L94 186L93 185V187L96 189H100L101 191H102V189H101V187H102V185H104ZM109 182V181H108ZM32 183H34V184H32ZM39 183H40V185H39ZM104 183V184H103ZM203 185H202V184ZM32 184V185H31ZM43 184V185H42ZM200 184H201V186H200ZM38 185V186H37ZM89 185V184H88ZM92 185V184H91ZM90 185V186H91ZM101 185V186H100ZM205 185L207 186V187H205ZM32 186L34 187V188H32ZM90 186H85V187H89L90 188ZM108 186V185H107ZM107 186H105L106 188H107ZM92 187V186H91ZM99 187V188H98ZM206 189H205V188ZM36 188V189H35ZM86 188V189H87ZM73 190H72V192H70V193H72V195L70 196L69 195V199H70V202H72V203H74V201H76V204H73V206L74 205H76L75 206V208L74 209H71L70 208V206L72 205L71 203H70V205H66V215L65 216H62L59 220V222H62V221H66V222H70V220H72V219H75V218H77V217H80V215H83V214H85V211H87V210H85L84 211V213L83 212H81V211H83V209H82V207H84V206H87L88 205V203H89V206H90V202L92 201V199H90L91 201H87L86 200V202H87V204H86V202H85V204H84V206H82V204H80V199L78 200V198L79 197H77L76 199L73 197V191H74V188H72ZM85 189V190H86ZM92 189V188H91ZM197 189V190H198ZM200 189V190H201ZM33 190H35L36 191V193H34L33 192ZM84 190V191H85ZM94 190V189H93ZM104 190V189H103ZM207 190V191H206ZM42 191H44V190H42ZM53 191V190H52ZM51 191V192H52ZM87 191H88V189H87ZM91 191V190H90ZM109 191V190H108ZM54 192H57V191H54ZM53 192V193H54ZM89 192V191H88ZM107 191L105 190V193H106ZM32 193V194H31ZM39 193V192H38ZM41 194L42 193H44V192H40ZM87 193V192H86ZM99 193H101V194H103V191L102 192H99ZM54 194H56V193H54ZM75 195V194H74ZM107 195V194H106ZM108 195H109V193H108ZM72 197V198H71ZM102 197L104 198V197H106V196H103L102 195ZM102 197H99L100 199L102 198ZM108 198V200H109V196L108 197H106V198H104V199H107ZM73 199H75V200H73ZM103 199V201H104V203L103 202H100V203H98L99 205L101 204V205H104L105 204V201L106 200H104ZM217 199V200H216ZM79 202H78V201ZM102 200V199H101ZM107 200V201H108ZM206 200H207V202H206ZM221 202H220V201ZM67 201H69L68 199H67ZM100 201V200H99ZM106 201V202H107ZM94 202V201H93ZM93 202H91L92 204H94ZM34 204V206H35V204H36V206H38L37 205V203L36 202H33ZM77 203H79L78 204V206H77ZM83 203V202H82ZM96 203V202H95ZM218 203H219V205H218ZM222 203V204H221ZM261 203V204H260ZM98 204H96V205H98ZM215 204V205H214ZM96 205H94V207H95V209L96 210H98V208L99 209H102L103 207H101V206H97L96 207ZM106 205V204H105ZM104 205V207H106ZM214 205V206H213ZM88 206V208H86L85 207V209H89L90 207ZM218 206V207H217ZM39 207V206H38ZM67 207H69V208H67ZM78 207V208H77ZM92 207H93V205H92ZM94 207H93V209H94ZM215 207V208H214ZM221 207V208H220ZM37 208V207H36ZM213 208V209H212ZM217 208V209H216ZM94 209V210H95ZM220 209V210H219ZM260 209V210H259ZM261 209H263V210H261ZM213 210H215V212H216V214L217 215H215L214 213L215 212H211V211H213ZM210 211V212H209ZM193 212V211H192ZM199 212V213H198ZM202 214H201V213ZM261 212V213H260ZM82 213V214H81ZM219 213V214H218ZM188 214V213H187ZM193 214V215H192ZM219 215H220V217L221 218H219ZM260 215H261V218H260ZM188 216H190V217H188ZM205 217H206V220H205ZM183 219V218H182ZM186 219V220H185ZM208 219V220H207ZM142 220V219H141ZM134 220L132 219V221L130 222V223H132ZM135 222V224H140V225H142L141 223H143V220L141 221V223H140V221L137 223V221L135 220L134 221ZM133 222V223H134ZM145 222V221H144ZM149 224V223H151L150 221L149 222H147L146 221V223H143V226L144 225H146V224ZM135 224H133V226L135 225ZM138 224V225H139ZM147 224V225H148ZM261 224L263 225L262 227V229H261ZM132 225V224H131ZM137 225V226H138ZM137 226H135L134 227V230H138V228L140 227H138L137 228ZM136 228V229H135ZM150 228V227H149ZM136 230V231H137ZM222 230H225V232H227V231H231V235H230V237H228V239H227V241H226V243H223L224 245H221V241H223V240H220L219 242H218V244L216 243V245L217 246H215V241L213 240L216 236H217V238H219L220 239V236H222L221 235V233H222ZM197 233H207L208 234V238L206 239V242H205V240H204V238H202L201 236H197L196 234ZM159 234V238H161V242L162 243H164L165 241L164 240H166V238H163V236L164 237H166L167 235H168V233L165 235V232H163V235H162V233L160 234L159 232L157 233V235ZM215 236V237H214ZM219 236V237H218ZM137 238V237H136ZM158 238V239H159ZM164 240H163V239ZM157 239V240H158ZM188 239H190V240H194L195 242H193V246H194V248L196 249V250H193V251H185V250H187V248H186V242H187V240ZM56 240H58V239H56ZM161 242H159V243H161ZM196 245H195V244ZM204 243H206L205 245H204ZM214 243V244H213ZM196 246V247H195ZM203 246V247H202ZM181 247V248H182ZM202 248V249H201ZM199 249V250H198ZM252 252H250V251ZM196 251H197V253H196ZM199 251V252H198ZM247 251V252H246ZM248 251H249V254L250 255H246V254H248ZM80 252H82V250L80 251ZM202 252H203V250H202ZM201 252V253H202ZM196 254V255H195ZM191 255H192V257H191ZM200 255V254H199ZM198 255V257H202V255H203V253L201 254V256H199ZM197 257V258H198ZM244 257V258H243ZM246 257V258H245ZM191 258V259H190ZM263 259V260H262ZM11 260H15L16 262H18V264H24L23 262H22V257H18V258H13V257H11V256H9V255H2L1 257H0V264H9L10 262H11ZM259 261H258V263H257V261H255V263H257V264H260L259 263ZM185 263V264H186ZM158 264H160V263H158ZM244 264H246V263H244Z\"/></svg>",
    "mask_w": 264,
    "mask_h": 264
},
{
    "label": "built area",
    "instance_id": "built-area-1",
    "mask_svg": "<svg viewBox=\"0 0 264 264\" xmlns=\"http://www.w3.org/2000/svg\"><path fill=\"white\" fill-rule=\"evenodd\" d=\"M259 141H261V142L264 143V141H263V139L261 137L260 132L259 131H256V130L253 131V132H251L249 135H247L245 137V142L247 144H255V143L259 142ZM262 158H264V150L262 152ZM262 160H263V163H264V159H262ZM262 169H263V172H264V165H263Z\"/></svg>",
    "mask_w": 264,
    "mask_h": 264
},
{
    "label": "crops",
    "instance_id": "crops-1",
    "mask_svg": "<svg viewBox=\"0 0 264 264\" xmlns=\"http://www.w3.org/2000/svg\"><path fill=\"white\" fill-rule=\"evenodd\" d=\"M4 69H5V63L0 62V71H3ZM0 116H1V114H0ZM0 118H2V117H0Z\"/></svg>",
    "mask_w": 264,
    "mask_h": 264
}]
</instances>
